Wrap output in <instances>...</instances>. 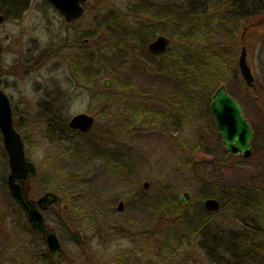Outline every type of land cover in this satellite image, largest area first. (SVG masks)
Here are the masks:
<instances>
[{"label":"rangeland","instance_id":"rangeland-1","mask_svg":"<svg viewBox=\"0 0 264 264\" xmlns=\"http://www.w3.org/2000/svg\"><path fill=\"white\" fill-rule=\"evenodd\" d=\"M192 1L197 0H90L83 17L72 26H67L58 15L43 18L30 8L26 14L20 15L14 32L24 43L3 44L0 79L4 90L11 96L13 119L24 138L26 154L38 170V175L31 181V195L37 197L46 191H55L60 201L68 206L65 210L57 203L45 210L43 216L75 264L244 262L238 254L220 256L216 249L201 243L197 236H182L174 241L170 230L177 219L174 221L173 216L165 215L160 207L148 206V200H153L151 196L158 197L160 190L169 184L176 188L178 199L183 192H188L186 212L193 214L198 201L201 200L199 202L203 205V200L209 197L205 194L214 191L226 198L221 201L215 197L220 208L213 216L214 223L229 228L250 226L248 222L251 220L246 223L234 217L235 210L227 196L236 189L244 190L249 196H256L258 192L264 194V0L244 1L249 7L255 3L253 10L257 9L256 15L248 19H228L227 15H222L221 8L208 10L223 31L213 37L231 46L241 39L253 70V88L246 87L240 71V80L231 73L224 75L253 129L249 156L233 155L223 149L222 137L216 126H212L210 109L206 110L207 101H199L201 105L198 107L180 104L182 92L172 90L174 87L166 80L167 76L172 77L170 74L179 75L180 71L182 75L188 69L187 64L186 69L182 66L180 51L183 45L178 38L172 42L169 33H163L170 38L169 53L152 62H141L139 70L133 67L134 63L130 65V58H127L128 64L121 65L117 50L108 53L114 38L101 34L97 38L86 35L82 45L70 43L72 29L80 26L89 34L93 30L89 28L97 23L106 24L105 18L109 15L115 18L111 27L119 23L118 20L129 26L151 23L155 22L154 8L162 13L166 7L175 4L180 8L186 5L185 9L189 10L187 6L192 8ZM140 2L149 8L135 9ZM213 2L208 1L209 7ZM24 18L28 19V24ZM165 20V30L171 32L167 29L168 19L163 22ZM249 24L253 25L249 27ZM2 27L7 31L12 25L6 23ZM22 27L25 31L21 32ZM29 39L32 40L25 42ZM239 50L233 52L236 62ZM124 54L120 52L121 56ZM172 54L181 58L179 64L175 63ZM158 64H165L164 73ZM92 66L95 74L90 82L88 77L86 83L83 77ZM106 74L113 84L104 91L102 82ZM123 86L128 87L124 91L126 104L113 102L117 103L110 116L114 121L99 117L83 139L78 137L99 150L104 144V141L100 143V136H107V132L121 136L118 137V149L124 154L125 161L119 171L111 173L105 170L103 160L93 157V148L83 156L76 142L61 141L51 135L44 117L52 110L53 102L67 104L63 116L80 112L93 114L99 111L102 95L118 93L113 96L118 99ZM128 108H139L142 112L138 122L129 120ZM122 112L125 114L123 119ZM152 117L155 118L153 122ZM198 144L204 147L200 152L194 150ZM2 149L0 134V209L6 211L5 216L0 217V264H55L47 254L45 240L28 229L19 208L3 192L1 177L5 174L6 163ZM145 182L147 188H144ZM206 187L212 191H207ZM119 200L124 202L122 211L117 210ZM241 200L251 201L244 196ZM260 227L252 239V250L255 248L256 251L248 253L264 264V223ZM76 229L81 233L83 244L71 236Z\"/></svg>","mask_w":264,"mask_h":264},{"label":"trees","instance_id":"trees-1","mask_svg":"<svg viewBox=\"0 0 264 264\" xmlns=\"http://www.w3.org/2000/svg\"><path fill=\"white\" fill-rule=\"evenodd\" d=\"M208 1L209 0H197L196 2L192 1V8L188 7L189 5L187 4V9L189 10L185 9L186 5L182 6L184 8H180V6L177 7V5L175 4L169 5L168 7L164 5V7H166V10L162 13H159L157 8H154L156 11L152 14L155 18V22L139 23L138 25L131 26L126 24L124 25L123 20H118L119 23L116 22L115 26L111 27V24L114 21L113 19L115 18L109 15L107 18H105L106 24L102 23L101 26L102 34L105 37H111L115 39V41H112L113 44L110 48L111 50L108 53L110 54L111 52L117 50L119 52L118 55L120 56V63H122V65H126L128 64L127 58L132 55H129L128 50L130 52L131 50H133V56L135 57L130 62V65L134 63L133 67L139 70L141 62L144 61L147 63L152 62L155 59H161L148 54L145 51V45L157 33L167 32L169 33L168 36L171 38L172 42H174L176 38H178L180 44L183 45L182 50L180 51L183 61L182 66L186 69V64L188 65V69H186L185 72L182 73V75L179 71V75L170 74L172 77L167 76L166 78V80H169L170 84L174 87L172 88V90L182 92L183 96L180 98L181 105L189 107H191L192 105H197L198 107V105H201L199 101H207L206 110H209V103L211 102L212 94L214 93L215 89L221 84H224L228 92L237 99L238 97L236 96V94L227 86L228 83L225 81L224 75L231 73L233 76L237 75L238 77L235 78H238L240 80L238 65L234 53H236L238 48L241 49L242 46H245V44L241 39L235 42V46L223 44L222 42L216 40L213 35L215 33L223 34V31L214 21V15L208 10L210 8L211 10L221 8L222 15H227L226 17L232 20L238 18H251L256 15L257 9H255V11L253 10V8L255 7V3L254 5H252V7L244 4L245 0H226V2H222L221 0H214V2L212 3V7H209L210 4L208 3ZM146 7L149 8V6H147V4H144V2H140L139 4H137V6H134V8L138 10H142ZM164 19H168L169 26L167 29H170L171 32L165 30L166 20L163 22ZM252 25L253 24H249V27ZM106 30L113 31V33L115 34H109ZM225 47L226 49L224 50ZM120 52L125 54L121 56ZM135 52L136 54L134 55ZM168 53L169 50L165 52L164 56ZM231 53H233L232 58H230ZM171 57H173L175 63L179 64L178 60L180 57L178 58V54H172ZM175 63H172V65L176 68L177 65ZM158 67L159 70L164 73L165 64H158ZM93 69L94 68L92 66V69L88 72L94 71ZM93 74L95 73L92 72V75ZM106 76L108 75L106 74ZM111 76L113 77L112 73ZM172 79L174 82H172ZM127 88L128 87L123 86V91L119 95V98L117 96L118 99H116V97H113L115 96L114 94H109V96L102 95L100 97V100L102 101V103H113L114 101L119 103L120 101H122L126 104L124 91ZM180 88H182L183 90H179ZM103 90L107 91L106 89ZM200 97L202 99H200ZM126 107L127 106H125L124 111ZM128 112L129 113L127 114V117L130 121L134 120L135 122H138L140 120L141 116L139 108L129 109ZM147 112L149 113V111ZM61 113V110H50L46 112L44 118L49 133L53 136H57L59 139H61V141L67 139L69 141L76 142L75 144L78 148V151L80 152V155L85 156L86 154H88V151H92L93 148V150L96 151H94L93 154L94 158H104L103 155L105 154H101L100 149L96 150V147L90 146L84 141L78 139V133L76 134L68 130L64 121L63 123H60V120H66L61 115ZM123 113L124 112H122L121 115H123ZM151 113L152 112L150 111V114ZM124 115L122 119L124 118ZM150 120L153 122L155 118L152 117ZM52 121L54 124L51 123ZM211 122L212 126L215 127L213 117H211ZM15 126L18 129L16 123ZM201 148L204 149V147H201L198 144L196 148H194V150H197L196 152H200L202 150ZM107 154L106 158L104 159H107L109 157V152H107ZM111 155V158H108L107 160L112 161L113 163L109 165L114 166L111 167L112 169L109 171L113 173L119 171V169L122 168L125 157L122 151H120L119 149L115 150V152L111 153ZM166 187L160 190V192L158 193V197L153 198L151 196L153 200L149 198L148 206L153 205V207L155 208L160 207L165 215L173 216L174 221H176L177 219V222L173 224L172 229L170 230L174 241L175 239H177V241L180 240L182 236L184 238L197 236L201 243L203 242L207 247L216 249L218 251V254H220V256L222 257H229L228 253H231L233 255L238 254L239 256L241 255V258L244 261L243 264L262 263L261 260L257 261L256 258L254 259V257H252V254L248 252H251L252 250V239L254 235L258 234V227H260L264 223L263 193L258 192L256 196H249L247 194L245 195L244 190L242 189H236L234 192L232 191L231 194L228 193L227 197L228 200H230V205L233 210H235L234 217H236L237 220L240 219L242 222L246 223L248 222L247 220H251V222H248L249 224L251 223V227L246 224L244 226L241 225V227L238 226L236 228H229L222 226V224L214 223L212 219L213 216L217 213L208 212L200 203L201 200H199L200 202L198 201V208L193 210V214H187L186 208L188 205L186 206L180 203V200L178 199L176 194V188L173 189L169 184L166 185ZM205 189L207 191L211 190V188L209 187H206ZM205 195L214 198L218 197L221 201H224V199H226L225 197L218 196L214 191L209 192ZM243 196L245 199L247 198L251 201L241 202L243 201L241 200ZM254 249L252 251L255 253L256 250ZM259 253L261 254L262 252ZM51 260L53 261V263L57 264L55 260Z\"/></svg>","mask_w":264,"mask_h":264},{"label":"water","instance_id":"water-1","mask_svg":"<svg viewBox=\"0 0 264 264\" xmlns=\"http://www.w3.org/2000/svg\"><path fill=\"white\" fill-rule=\"evenodd\" d=\"M59 9L67 21L79 17L83 12L81 2L85 0H50ZM1 21V17H0ZM169 38L163 34L157 35L147 45V50L151 54L163 53L169 45ZM1 51V50H0ZM240 75L247 88H253L255 78L252 67L248 62L246 46H242L237 59ZM104 86L110 85L109 79H104ZM214 118L216 128L222 137L223 149L234 155L249 156L251 153V139L253 130L244 116L243 107L239 101L228 92L224 84L219 85L211 97L209 105ZM94 117L81 112L73 115L68 121V127L79 132H87L93 125ZM0 134L3 147L7 153L8 189L10 195L21 205L31 226L44 237L50 256L57 264H73L68 255L63 250L60 240L54 230L44 220L43 211L54 204L58 196L53 191H46L36 200L28 199L30 190V180L37 176L38 170L33 161L26 155L24 141L21 134L16 130L13 122L12 108L8 95L0 88ZM144 188L148 187L145 182ZM188 192H183L180 202L183 205L188 203ZM203 205L209 212L219 210L220 203L214 197L203 200ZM66 209V204H62ZM123 202L119 201L117 210L122 211ZM2 214V212H1ZM74 240L82 244L84 242L79 230L72 231ZM199 264V263H196Z\"/></svg>","mask_w":264,"mask_h":264},{"label":"flooded vegetation","instance_id":"flooded-vegetation-1","mask_svg":"<svg viewBox=\"0 0 264 264\" xmlns=\"http://www.w3.org/2000/svg\"><path fill=\"white\" fill-rule=\"evenodd\" d=\"M90 0H85V1H82L81 2V4H82V7H83V12H82V14L79 16V17H77V18H74V19H72L71 21H67L66 19H65V17H64V15H63V13L59 10V9H57L54 5H53V3L50 1V0H0V17H1V21H0V50H2V47H3V44L6 42H10V43H13V44H15V43H18V42H23V39L22 38H20V37H18L14 32H16V27H17V25H18V21H19V17H20V15H22V14H26V12L30 9V8H33L35 11L34 12H36V14H39V15H41L43 18L45 17L46 18V16H49V15H58L59 16V18H63L64 19V21H65V24L67 25V26H72V25H74V24H77L78 22H79V20L83 17V15L85 14V12H86V10H87V5H88V2H89ZM26 17H27V15H26ZM23 20H25L26 21V23L28 24V19L27 18H24ZM6 23H8V24H10V25H12V28L11 29H9V30H7V31H4L3 30V25L4 24H6ZM101 26H102V24H96L94 27H91V28H89V29H93V30H91V31H89V34H88V32H86V31H82V28L80 27V26H76L77 28H75V29H72V35H71V39H70V43H73V45L74 46H76V45H78V46H80V45H82V42H84L86 39H87V36L88 37H100V34H101V36L103 35L102 34V30H101ZM21 32L22 31H25V28L24 27H22L21 29ZM160 34H163V33H157L151 40H149L147 43H146V45H145V51L148 53V54H150V55H152V56H154V57H156V58H161V57H163L164 56V54H165V52H166V50H167V48H166V50L163 52V53H160V54H157V55H154V54H151L150 52H148V50H147V45L152 41V40H154L155 39V37L157 36V35H160ZM87 35V36H86ZM83 36V37H82ZM82 37V38H81ZM32 39H29V40H27V41H25V42H29V41H31ZM84 40V41H83ZM95 41V40H94ZM24 43V42H23ZM131 52H133V50H131ZM130 58V60L129 61H132L133 60V58H134V56H133V54L129 57ZM0 62H1V60H0ZM121 65H122V63H120ZM123 65H125V64H123ZM91 73V74H90ZM92 71L91 72H88L87 73V75L85 74L84 75V77H83V80L86 82L87 81V78L89 77L90 79H88V82H90L91 81V78H92ZM109 79L110 80V85L109 86H104L103 85V82H104V79ZM104 79H103V82H102V86H103V88H105V89H110L111 87H112V84H113V80L111 79V77H109V76H106V77H104ZM87 83V82H86ZM0 88L4 91V92H6L5 90H4V85H3V83H2V80L0 79ZM102 93V92H101ZM6 94L8 95V97H9V99H10V105H11V108H12V113H13V107H12V99H11V96L6 92ZM118 93H114V95H117ZM51 99L53 100L54 99V97L53 96H51ZM101 101V100H100ZM116 105H117V103H102V102H99L98 103V106H99V109H97V110H99V111H95L93 114H90V113H87V114H90V115H92L93 117H94V122H93V125H92V127L87 131V132H79V131H76V130H72V129H70L69 127H68V121H69V119L73 116V115H71V116H63V110H66L67 109V104L65 103V102H53L52 103V105H51V108H52V110L53 111H59V110H61L62 111V113H61V115L66 119V120H60V123H63V121H64V123L66 124V127H67V129L68 130H70V131H72V132H74V133H78V137L79 138H84V136H86V134H88L89 132H90V130L93 128V126L95 125V123H96V120H97V118H101V117H106V118H110L111 119V121H114L110 116H112V110L114 109V107H116ZM120 105V104H119ZM118 105V106H119ZM136 109V108H135ZM140 111V110H139ZM148 111V110H147ZM81 113V112H80ZM84 113H86V112H84ZM105 113H106V115H105ZM141 111H140V116H141ZM148 113V112H147ZM75 115V114H74ZM14 118V117H13ZM115 119V118H114ZM52 124H54L53 123V121L51 122ZM14 125H15V121H14ZM16 127V126H15ZM17 129V128H16ZM17 131L20 133V131L17 129ZM59 131H60V129H59ZM114 130H111V132H113ZM107 132V131H106ZM21 134V133H20ZM107 136H104V135H102V136H100L99 137V141H100V143H103V141H104V144L103 145H101V148H100V151H101V154H105V155H103L104 156V158H106V154H107V152H109V157L108 158H111V153H114L115 152V150H117L118 149V140H119V138L118 137H121V136H119V135H117V134H109L108 132H107ZM21 137H22V134H21ZM82 139H80V140H82ZM22 140L24 141V138L22 137ZM83 141V140H82ZM3 151H2V153H3V155L5 156V163L7 164H5V174L3 175V177H1L2 178V182H1V186H2V189H3V192H5V194H6V196L8 197V198H10L11 200H12V202L19 208V210H20V212L22 213V215L24 216V218H25V223L27 224V227H28V229L29 230H31L32 232H35L37 235H39L40 237H41V235L39 234V232L37 231V230H35L32 226H31V223L29 222V220H28V218H27V216H26V214L24 213V210H23V208L21 207V205L10 195V192H9V189H8V183H7V180H8V173H9V167H8V163H7V160H8V157H7V153L5 152V150H4V148L2 149ZM108 155V154H107ZM103 157H100L99 159H101V160H103V164H104V166H105V170L107 171V172H109L112 168L111 167H114V166H109V165H111V163H112V161H109V160H107V159H104ZM110 162V163H108V162ZM113 164V163H112ZM35 178V177H34ZM33 179V178H32ZM32 179L30 180V190H29V192H28V199H30V200H36L39 196H37V197H34V196H32L31 195V188H32V185H31V181H32ZM49 191H51V190H49ZM53 192H55V191H53ZM56 193V192H55ZM57 194V193H56ZM57 196H58V194H57ZM120 201H122V200H120ZM123 202V201H122ZM59 204L61 207H63L62 206V202L61 201H59V196H58V200L56 201V203L55 204ZM124 203V202H123ZM55 204H53V205H55ZM124 205V204H123ZM52 205H50L47 209H49L50 207H51ZM67 208H68V206H67ZM67 208L65 209V210H67ZM46 209V210H47ZM1 212H2V214H1ZM44 212V211H43ZM58 212H60V210L58 209ZM5 214H6V211L4 210V209H0V217L2 218V217H4L5 216ZM29 224V225H28ZM28 230V231H29ZM19 232V231H18ZM19 234V233H18ZM43 238V237H42ZM44 239V238H43ZM48 250V249H47ZM47 254L48 255H50V253H49V251L47 252ZM64 261H62L63 262V264H66V261H65V259H63ZM73 264H75L74 263V261H73Z\"/></svg>","mask_w":264,"mask_h":264}]
</instances>
